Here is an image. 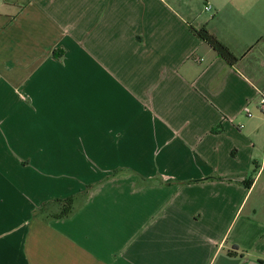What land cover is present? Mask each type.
<instances>
[{"label": "crops", "instance_id": "obj_1", "mask_svg": "<svg viewBox=\"0 0 264 264\" xmlns=\"http://www.w3.org/2000/svg\"><path fill=\"white\" fill-rule=\"evenodd\" d=\"M25 1L0 0V264H264V0Z\"/></svg>", "mask_w": 264, "mask_h": 264}, {"label": "trees", "instance_id": "obj_2", "mask_svg": "<svg viewBox=\"0 0 264 264\" xmlns=\"http://www.w3.org/2000/svg\"><path fill=\"white\" fill-rule=\"evenodd\" d=\"M30 2V0H26L23 5H26ZM192 33L197 36L200 40H202L206 45L212 48L217 55L223 59L228 65L233 66L236 64L238 59L232 54L228 47H226L221 41H219L211 32L205 27H201L199 29H195L193 27L190 28ZM219 128V127H218ZM221 128V127H220ZM220 179V178H217ZM248 187L249 185L246 184ZM78 198H68L65 200L57 201L59 205L60 212L51 215L49 218L52 219H65L72 216L78 207Z\"/></svg>", "mask_w": 264, "mask_h": 264}, {"label": "rangeland", "instance_id": "obj_3", "mask_svg": "<svg viewBox=\"0 0 264 264\" xmlns=\"http://www.w3.org/2000/svg\"><path fill=\"white\" fill-rule=\"evenodd\" d=\"M203 1V0H202ZM201 0H199V3H197V10L200 12L201 11V7H202V2ZM206 10V9H205ZM207 11V10H206ZM259 200V202H262V201H264V194H261V192L259 191V190H255L254 191V193H253V195H252V197H251V200H250V202L252 203V202H255V201H258ZM250 205V204H249ZM249 206L247 207V209H246V211H249ZM257 216L258 217H262V216H264V211L263 210H259L258 212H257Z\"/></svg>", "mask_w": 264, "mask_h": 264}, {"label": "built area", "instance_id": "obj_4", "mask_svg": "<svg viewBox=\"0 0 264 264\" xmlns=\"http://www.w3.org/2000/svg\"><path fill=\"white\" fill-rule=\"evenodd\" d=\"M205 9L207 11H209V10H211V6L210 5H206ZM258 108H259V111L264 115V92L260 96ZM245 112L247 113L248 116H251L250 111L248 110V108L245 109Z\"/></svg>", "mask_w": 264, "mask_h": 264}]
</instances>
